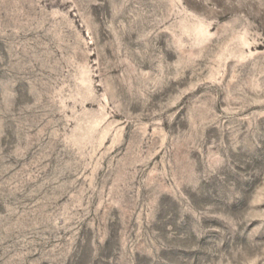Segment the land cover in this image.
I'll return each mask as SVG.
<instances>
[{
  "label": "rangeland",
  "instance_id": "374dc122",
  "mask_svg": "<svg viewBox=\"0 0 264 264\" xmlns=\"http://www.w3.org/2000/svg\"><path fill=\"white\" fill-rule=\"evenodd\" d=\"M0 264H264V0H0Z\"/></svg>",
  "mask_w": 264,
  "mask_h": 264
}]
</instances>
